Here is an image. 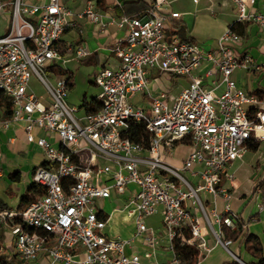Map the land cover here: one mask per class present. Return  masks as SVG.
I'll use <instances>...</instances> for the list:
<instances>
[{"label":"built area","instance_id":"built-area-1","mask_svg":"<svg viewBox=\"0 0 264 264\" xmlns=\"http://www.w3.org/2000/svg\"><path fill=\"white\" fill-rule=\"evenodd\" d=\"M233 1L235 22H254L264 29V0L263 11L250 10L256 0ZM73 15L63 0H0V92L12 103V115L1 125L6 129L23 125L27 143L36 145L46 159L32 173L33 183L44 187L45 194L24 211L13 207L0 212V225L10 227L16 242L15 264L42 255L50 264H152L143 259L155 256L159 237L146 219L160 208L172 252L164 264H183L173 239L201 254L211 250L200 219L190 210L194 206L204 212L217 242L230 252L232 240L212 226L206 195L216 199L224 192L230 199L231 194L220 188L229 164L243 160L249 142L264 141V95L246 90L233 78L237 70L262 73L264 63L239 51L245 35L233 28L234 22L216 48L205 49L170 34L165 14L122 13L109 21L124 32L113 50L119 62L95 74L100 107L90 112L69 105L71 78L54 70L67 62L61 38L76 27ZM181 15L171 13L175 18ZM79 16L106 25L104 15L91 4ZM88 55L85 46L75 49L76 58ZM205 62L212 64L207 75L216 78L211 85L194 74ZM163 74L187 76L190 82L175 96L155 87ZM33 75L46 89V97L30 87ZM135 97L142 100L134 103ZM0 110L5 113V106ZM132 123H142L148 139L133 140L128 135ZM179 144L191 149L178 169L198 177L196 185L164 158ZM2 161L0 142V177ZM258 193L264 209V186ZM118 195L135 218L137 231L131 239L105 233L109 215L99 200L116 201ZM213 216L222 222L219 213ZM137 238L147 250L129 254L127 249Z\"/></svg>","mask_w":264,"mask_h":264},{"label":"crops","instance_id":"crops-1","mask_svg":"<svg viewBox=\"0 0 264 264\" xmlns=\"http://www.w3.org/2000/svg\"><path fill=\"white\" fill-rule=\"evenodd\" d=\"M126 1L139 0H63V2L73 10V19L76 20L77 24L76 27L67 29L61 38V45H63L67 50L64 54L67 62L71 60H78L79 58H76L75 56V49L78 46H85L89 51V55L84 58H86L93 65L94 76L101 67H113L118 64L119 61L114 55L113 50L119 44L120 39L124 35V32L119 30L116 25L111 24L109 21L111 17L120 15L119 9ZM144 1L153 7L152 10L148 9L145 11H152L158 14H165L167 16V31L170 34L178 35L183 40L194 41L205 49H213L218 46L219 38L226 31L227 27L237 20L238 15L237 7L233 0H198L197 2L194 0ZM90 4L94 6L95 11L104 15V22L106 23L104 28L99 22H93L88 17L79 16V14L82 13ZM250 10L263 11L262 0H256V4L254 6H251ZM172 12H180L182 15L179 18H175L171 16ZM244 24H246L244 35H247L249 27H251L250 32L252 34H254V32H264V29L259 30L261 27L257 23L248 22ZM73 30L76 31V35L73 38L72 42L66 41L63 36ZM244 51H248L255 58L254 52L250 48L245 47ZM255 60L258 62V59L255 58ZM211 66V63L205 62L199 69L194 71L195 75L203 77L205 82L209 85H211L213 80L216 79L213 76L207 75V72ZM67 75L73 77L71 79L72 89L75 80L74 75L70 74V72ZM252 75L260 77L258 78V80L245 82V84L240 80V75L234 76L233 74V78H235L241 86H243L250 92L256 93L257 90H261L264 92V71L262 73ZM183 78L187 79V84L182 86L178 93H173V90H171V87H169L173 79L166 74L160 75L158 81L155 83V87H157V89H168L172 95L177 96L186 86H188L190 82V78L187 76L178 77V79ZM217 80H220V75L217 76ZM92 84L96 85L95 80L92 81ZM222 88L223 86H221V88H219L217 91L221 92ZM97 95L91 98L85 96L83 105L85 100L91 102L93 99L97 98ZM83 105L82 107H84ZM5 118H7L5 116V113L0 110V142L2 146V164L4 168V174L0 177V197L6 203H8L11 208H16L20 201V198L27 192L29 186L33 183L32 173L37 166L33 165L30 170H27L28 173H24L22 170H11V166L7 165V162L10 160L17 166L21 163L22 156H24V153L26 151L36 150V148L38 147L34 144L27 143L23 125L17 124L15 127L13 126L7 129L3 128L1 125V121ZM16 146H18L19 148L15 153L14 150H16ZM181 147L185 148L183 149V152L180 156L181 158L178 161L177 166L182 165L183 160L187 157L191 149L190 145L188 144H179L174 149V153ZM7 154H10L13 157L9 158L6 156ZM167 155L168 154L164 156L165 160L172 164V162H170L167 158ZM45 160L46 159H44L41 164H43ZM242 161L243 160H241V163ZM24 162L26 164L24 167L26 169H29L27 163L30 162V157L26 156ZM235 162L236 160L229 164L227 169L228 174L223 175L222 182L220 184L221 190H225L230 193L231 198L228 199L224 195V192H221L220 196H218V198L216 199H213L212 196L206 195V197L209 198L210 201L205 204V207L206 205H208L209 207L210 215L213 218V222L211 221L212 226L215 229H221V223H218L213 216V213L217 212L224 219L231 218L232 221L229 223V225L232 228H237L239 225L238 220L242 219L246 221L247 228L251 233H255L259 237H261L263 232H261L258 227L262 222L264 223V209L260 208L262 200L260 194L258 193V189L257 192H255V186L261 179H264V176H262L258 181L251 178L249 180L250 185L246 186L244 182H241L236 178V170L233 169V167H235ZM14 172H20V181L12 180L9 178V175ZM231 174L233 175V177H228V175ZM190 176V181L194 185L198 184L200 179L196 176H193L191 173ZM11 183L16 187H14L15 189L10 191L9 196L7 195V192L12 187ZM16 194L18 195V197H16ZM12 196H15V199L11 198ZM103 201H110L111 203L115 204V202H117V199L116 201L113 199H105ZM227 205H229V210H227ZM161 210L162 209L160 208L159 212L147 217L148 219L158 214L160 216V224H158L157 226L148 224L158 235L159 244L156 249L155 256H153L151 259H143V262L145 263L150 262L152 264H164L168 262L170 260L169 258L172 256V252L170 250V241L162 223ZM190 210L200 219L203 231L206 234L207 245L211 249L207 253H200V255H202V258L199 257V260L196 264H224L226 261H230L233 259L237 260L235 257L239 258L232 252V250L240 253L241 256L245 253L244 247L240 244V242L232 243L230 248V250L232 249L230 251L232 253H230L221 243L217 242L216 237L212 233V229L207 223V220L205 221L201 216L198 215L197 212L199 209L190 207ZM105 213L109 215L105 233L115 238L131 239L134 237L137 231V225L135 222V218L129 216L127 210H125L124 208L116 209V206H114V208L109 213L107 211H105ZM12 235L13 234L9 226L4 224L0 225V258L8 260L10 264H15L14 257L17 256V248L15 244L16 242L14 241L15 239L11 238ZM145 250H147V247L143 244V240L141 238H137L133 241L132 245L128 247L127 252L130 254L134 251L144 252ZM246 254H244V256L247 258L250 257L251 259H249L248 262L254 260V258L248 252H246ZM242 261L247 263V261L245 260ZM24 264H50V259L47 256L42 255L37 260L29 261Z\"/></svg>","mask_w":264,"mask_h":264},{"label":"rangeland","instance_id":"rangeland-1","mask_svg":"<svg viewBox=\"0 0 264 264\" xmlns=\"http://www.w3.org/2000/svg\"><path fill=\"white\" fill-rule=\"evenodd\" d=\"M26 1H32V0H26ZM250 30H251V27H249L247 35L244 36L243 42L238 46L239 51L243 52L245 47L250 48L251 50H253L255 58L258 59L257 63L262 64L264 63V32H261V33L254 32V34H252ZM259 30H263V28H260ZM0 33H1V27H0ZM75 35H76V31L73 30L70 33L64 35L63 37L66 41L72 42ZM62 66L65 69H68L70 74H73L75 78L74 86L72 87L70 96L68 98L69 105H75L77 107H82L85 96H87L88 98H91L93 96H96L99 93L100 89L96 85L92 84V81L94 80V77H95L94 72H93L94 67L86 58H79L78 60H73V61L71 60L67 63L66 62L62 63ZM235 75H238V76L240 75V80L243 81L244 84L245 82H250L252 80H258V78L260 77V76L257 77L255 75L248 74L246 71H243V70L235 71L234 76ZM172 79H173L172 83L169 85V87H171V90H173V93H178L181 87L187 84L186 78L178 79V77L172 76ZM29 84H30V87L34 90V92L38 96L42 95L46 97L47 95L46 89L41 84V82L38 80V78H36L35 75L32 76ZM141 100L142 99L140 97H135L133 99V102L138 103ZM15 148L16 150H14V152L16 153L19 147L16 146ZM184 148L185 147L179 148L175 152L176 154L174 153L173 155H167L168 156L167 158L169 159L170 162H172V164L171 163L170 164L174 167V169L177 170V172H179L183 177L190 180L191 179L190 173L187 171L178 169V166H177ZM6 156L9 158L13 157L10 154L9 155L7 154ZM26 156L30 157V162L27 163L29 169L28 168L26 169L24 167L26 165L24 162V159L26 158ZM44 159L45 157L42 151L39 148H36V150H28L24 153V156H22V161L19 164L20 166L19 165L16 166L10 160L7 162V165L11 166L10 168L11 170L13 169L22 170L24 173L25 172L28 173L27 170H30V168L33 165L39 166ZM233 169L236 170V178L239 181L244 182L246 186L250 185L249 180L251 178L255 179L256 181L260 180V178L264 176V141H261V145L259 149L256 151L246 149L245 156L243 158L242 163H241V160H236L235 167H233ZM11 185H12L11 189L7 192V195L9 196H10V191L15 189L14 187H16L12 183ZM16 197H18L17 194H16ZM11 198L15 199V196L14 197L12 196ZM99 203L104 205V209L108 213L114 208V206L120 207V208H123L125 206V200L121 199L120 195H118V200L117 202H115V204L111 203L110 201L104 202L103 200L102 201L99 200ZM193 208H196V206H194ZM198 209H199L197 212L198 215L201 216L206 221L204 212L200 210V208ZM206 211H207V214L210 220L213 222V218L210 215V210H209L208 205H206ZM159 219H160V216L157 214L155 216L148 218L146 221L150 225L157 226L158 224H160ZM258 228L261 230V232H263L260 239H261V242L264 248V223L262 222ZM11 238L14 239V236L12 235ZM244 254H246V251ZM244 254L242 255V258L248 262L250 257L247 258L244 256ZM169 259L171 260L172 256Z\"/></svg>","mask_w":264,"mask_h":264},{"label":"trees","instance_id":"trees-1","mask_svg":"<svg viewBox=\"0 0 264 264\" xmlns=\"http://www.w3.org/2000/svg\"><path fill=\"white\" fill-rule=\"evenodd\" d=\"M152 10L153 7L147 4L144 0L139 1H126L122 4V7L119 9V13L126 14V15H134L141 13L145 10ZM245 27L246 24L234 22L233 28L236 29L240 34H245ZM62 53H66V49L63 45H61ZM54 70L59 75L69 74V71L66 70L62 65L54 66ZM72 79L73 77L70 76ZM258 95H264V92L261 90H257L256 92ZM5 106V116L11 117L12 115V103L8 99L4 93L0 92V107ZM84 107H86L87 111L95 112L99 109L100 104L97 102L96 99H93L91 102L85 100ZM128 135L135 141H142L143 139H148V133L146 132L145 126L141 124L132 123L130 128L128 129ZM261 145L260 141H251L248 143V150H258ZM9 178L12 180L20 181V172H14L9 175ZM264 186V179H261L257 185L255 186V192L259 187ZM46 192L45 188L39 186L35 183H32L27 192L20 198L18 205L16 206L18 211H24L34 200L38 199ZM8 203H6L0 197V212L2 210L10 209ZM106 217V215H104ZM20 220V219H19ZM239 225L237 228H232L229 223L224 221V218L221 222V229L224 232L226 239H231L233 242H240L243 245L244 250L248 252L253 258V261L247 262V264H264V248L261 242L260 237L255 234L251 233L247 228L246 221L239 219ZM187 235H189L187 233ZM232 245V244H231ZM173 248L176 255L182 260L183 264H196L199 260V257L202 258L200 255L199 250L186 243H182L180 239L175 238L173 239ZM231 248V246H230ZM232 250V249H231ZM234 254H236L240 259L244 260L240 253L235 252L232 250ZM0 264H10V262L4 258H0ZM224 264H241L238 260H230L226 261Z\"/></svg>","mask_w":264,"mask_h":264}]
</instances>
